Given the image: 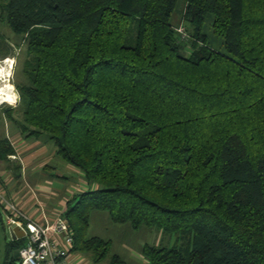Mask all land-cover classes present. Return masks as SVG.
<instances>
[{"label": "trees", "instance_id": "trees-1", "mask_svg": "<svg viewBox=\"0 0 264 264\" xmlns=\"http://www.w3.org/2000/svg\"><path fill=\"white\" fill-rule=\"evenodd\" d=\"M0 23L25 54L4 118L87 189L63 212L72 252L124 264L84 238L96 212L168 236L147 264H264V0H0Z\"/></svg>", "mask_w": 264, "mask_h": 264}, {"label": "rangeland", "instance_id": "rangeland-1", "mask_svg": "<svg viewBox=\"0 0 264 264\" xmlns=\"http://www.w3.org/2000/svg\"><path fill=\"white\" fill-rule=\"evenodd\" d=\"M182 10L181 1L177 5L174 15L171 18V25L175 26L180 19V14ZM179 24V22L177 23ZM203 33L207 37V41L212 46L213 49L220 50L221 45L220 41L212 36L210 27L208 23L203 27ZM0 37L10 46V56L6 58L0 57V69H2V77L0 79V88L7 90V92L12 94L13 103H1L0 102V139L6 137L10 141H14L18 138L19 131L16 128L15 124L6 120L4 118V110L8 107L14 108L17 106L18 97L17 93L14 90L12 82L22 80L20 75V68L24 60V45L21 41V37L13 35L7 27L0 23ZM1 56V50H0ZM6 62V63H4ZM13 120L20 121V115L14 113ZM44 139V138H42ZM44 141H48L44 139ZM51 145V143L48 141ZM59 160V159H58ZM60 161V160H59ZM55 164V163H54ZM51 168L55 170H45L48 173H45L46 176H52L51 180H54L56 174H60L59 169L55 165H50ZM72 173V172H71ZM69 174V173H68ZM5 177H8L5 174ZM4 177V178H5ZM66 187L71 186V188L79 190V193L85 192L87 189L84 186V182L81 176L74 174L66 175ZM70 177V178H69ZM46 182V181H45ZM11 185V183H10ZM9 185V186H10ZM3 184H0V191L7 198L5 194ZM20 188H24L23 183L20 184ZM78 194V193H77ZM32 195H35L34 193ZM16 205V204H15ZM17 206V205H16ZM18 207V206H17ZM19 208V207H18ZM84 238L96 237L104 241L110 242V249L108 256L116 255L124 264H143V259L140 255V250L144 245L155 246V247H166L170 239L168 236H162L157 233L155 230L148 228H141L138 231H131V229L126 225H114L110 222L109 218L104 213H91L88 220V226L84 232ZM7 232L4 228L2 216L0 214V264L4 263V251L7 246L6 242ZM23 243V241H22ZM89 262V258L86 255H83ZM106 256V257H108ZM140 261V262H139ZM108 259L104 260L99 264H108Z\"/></svg>", "mask_w": 264, "mask_h": 264}, {"label": "crops", "instance_id": "crops-1", "mask_svg": "<svg viewBox=\"0 0 264 264\" xmlns=\"http://www.w3.org/2000/svg\"><path fill=\"white\" fill-rule=\"evenodd\" d=\"M17 135L18 138L14 141L1 136V138L7 139L14 151V155L11 156L13 159L9 157L6 163L0 162V184L6 187L4 190L7 198L35 220L41 219V212L49 218L60 213L63 215L67 202L79 194L77 188L74 191L71 186L65 188V176L73 173L80 176V174L55 155V149L48 141H44L42 138L25 139L21 134ZM52 163L56 168L62 167L58 168L60 174H56L54 180H51L53 175H45L48 173L45 170H55L50 166ZM13 167H18L19 170H13ZM5 174L8 177H5ZM21 183L24 185L23 189L20 188ZM33 193L35 195H32ZM12 234L14 238H17L14 232ZM142 263L147 264L144 260ZM64 264L92 263L82 254L72 252Z\"/></svg>", "mask_w": 264, "mask_h": 264}, {"label": "built area", "instance_id": "built-area-1", "mask_svg": "<svg viewBox=\"0 0 264 264\" xmlns=\"http://www.w3.org/2000/svg\"><path fill=\"white\" fill-rule=\"evenodd\" d=\"M181 42L187 40L182 23L175 27ZM13 159V157H10ZM0 211L9 242L23 241L15 264H64L72 253L73 240L62 213L49 218L41 212L39 220L32 219L0 191ZM22 234L14 238L12 229Z\"/></svg>", "mask_w": 264, "mask_h": 264}, {"label": "flooded vegetation", "instance_id": "flooded-vegetation-1", "mask_svg": "<svg viewBox=\"0 0 264 264\" xmlns=\"http://www.w3.org/2000/svg\"><path fill=\"white\" fill-rule=\"evenodd\" d=\"M16 243L18 242H14V244L5 247L3 264H15L17 257H14V255L18 253V249L20 248Z\"/></svg>", "mask_w": 264, "mask_h": 264}, {"label": "bare ground", "instance_id": "bare-ground-1", "mask_svg": "<svg viewBox=\"0 0 264 264\" xmlns=\"http://www.w3.org/2000/svg\"><path fill=\"white\" fill-rule=\"evenodd\" d=\"M1 73H2V69H0V79L2 77ZM12 99L13 98H12L11 93L7 92V90L5 91L2 88H0V102L1 103H13Z\"/></svg>", "mask_w": 264, "mask_h": 264}, {"label": "water", "instance_id": "water-1", "mask_svg": "<svg viewBox=\"0 0 264 264\" xmlns=\"http://www.w3.org/2000/svg\"><path fill=\"white\" fill-rule=\"evenodd\" d=\"M13 229H14L13 232H14V234H15V237L19 238V237L22 236V234H21L20 232H18L16 228H13ZM13 232H12V233H13ZM8 241H9V240H8V237H6V242H8ZM14 257H17V254H15Z\"/></svg>", "mask_w": 264, "mask_h": 264}]
</instances>
